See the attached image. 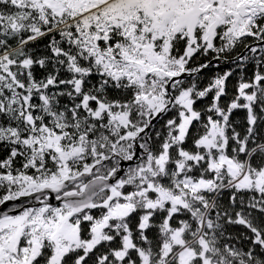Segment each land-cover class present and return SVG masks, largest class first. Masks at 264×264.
<instances>
[{
    "label": "snow or ice",
    "instance_id": "1",
    "mask_svg": "<svg viewBox=\"0 0 264 264\" xmlns=\"http://www.w3.org/2000/svg\"><path fill=\"white\" fill-rule=\"evenodd\" d=\"M0 264H264V0H0Z\"/></svg>",
    "mask_w": 264,
    "mask_h": 264
}]
</instances>
